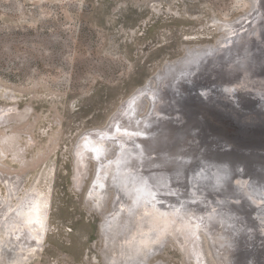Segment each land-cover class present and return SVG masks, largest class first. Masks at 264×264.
<instances>
[{"label": "bare ground", "instance_id": "obj_1", "mask_svg": "<svg viewBox=\"0 0 264 264\" xmlns=\"http://www.w3.org/2000/svg\"><path fill=\"white\" fill-rule=\"evenodd\" d=\"M252 3L253 10L241 18L233 22L219 21L225 35L217 44L189 48L182 57L166 60L162 71L158 70L136 87L103 127L89 129L79 137L74 164L76 177L86 166V155L97 163L86 200L92 199L96 208H100L101 201L112 191H109L110 186L114 191L111 209L102 213L100 223L106 264H151L150 260L165 244L166 233H170L173 240L178 239L179 234L184 235L183 241L179 240V250L192 264H209L210 257L217 264H261L258 261H264V221L261 218L260 223L252 227L239 206L246 204L249 214L257 209L264 215L258 202L247 201L249 192L259 191L258 179L251 178L246 186L236 183V177L253 168L236 155L238 161L245 164L242 169L236 168L232 160H218L208 155L220 137L237 139L234 148L241 147L247 153H264V128L261 127L264 112L256 109L246 110L249 114L240 113L236 100L227 103L224 99L216 100L217 93L224 92L228 79H232L241 90L249 88L264 101V70L258 72L264 64L248 58V53L263 48L264 1L252 0ZM188 55L190 61L179 65L176 72L168 76L170 83H175L167 89L164 86L161 91L152 82L153 78L161 81L167 66H176ZM203 88L210 89L203 91ZM206 93L211 94L206 96ZM195 97L199 99L196 101ZM26 113L17 105L0 106V114H3L0 128L11 121H21ZM222 119L228 122L230 136H221L212 128ZM246 119L253 128L244 126ZM194 131L197 147L182 159L177 156V147L194 138ZM20 135L1 134V158L7 152L13 157L20 156L25 150L19 146ZM109 155L111 158L113 155V161L105 163L110 158L101 157ZM256 169L259 177L261 172ZM21 183L22 179L16 175L0 179V186L6 192L5 196L0 194V264L30 263L39 251L38 241L48 234V203L29 191L21 198ZM261 198L264 200V196ZM17 199H20L19 204ZM172 205L171 213H166ZM136 219L140 220L139 225L135 224ZM151 219L158 224L149 230ZM229 221L234 223L232 231ZM159 229L163 231L157 233ZM137 230L141 236L137 235ZM242 233L243 238L239 236ZM139 236L141 239H137ZM252 242L254 245L247 254L242 247ZM254 252L260 255L256 262Z\"/></svg>", "mask_w": 264, "mask_h": 264}, {"label": "rangeland", "instance_id": "obj_2", "mask_svg": "<svg viewBox=\"0 0 264 264\" xmlns=\"http://www.w3.org/2000/svg\"><path fill=\"white\" fill-rule=\"evenodd\" d=\"M252 10V0H0V92L8 91L2 93L0 106L17 105L27 111L21 121L0 128V136L21 134L19 146L25 149L14 156L15 160L11 152L0 157V179L18 176L22 179L21 198L34 193L50 207L48 234L38 241L39 251L28 264H106L104 237L100 239L98 233L103 217L92 199L85 201L97 163L86 155L89 163L76 177L79 137L89 129L103 127L120 103L157 73L162 62L183 55L189 48L217 44L225 35L219 21L233 22ZM262 40V50L248 53V58L264 64V30ZM263 70L264 66L258 68V72ZM225 87L224 92L217 93V102L237 101L240 86L228 79ZM258 100L256 108L264 112V101L259 96ZM236 105L240 112H247L239 101ZM246 120L244 126L253 128ZM195 138L183 141L177 147V156L183 159L193 152ZM227 142L233 146L238 140L220 137L209 157L227 158L242 169L245 164L228 150L231 147ZM106 157L110 159L105 163L113 161V155L101 158ZM247 166L255 169H246L249 175L242 173L236 183L246 186L251 178L258 179L259 191L249 192L247 201H256L264 209V165ZM256 167L261 172L259 177ZM109 191L114 196L112 186ZM0 194H6L3 186ZM239 206L252 227L261 218L264 221L257 209L249 214L246 204ZM172 209L173 205L166 213ZM134 222L140 224L138 219ZM148 222L152 223L149 230L157 227V220ZM228 226L232 231L234 223L229 221ZM169 235L165 234V244L151 264H192L179 250L184 235H177L176 240ZM239 236L245 237L243 233ZM201 241L207 244L205 239ZM253 245L242 250L248 254ZM254 255L256 262L260 255ZM209 259V264H217Z\"/></svg>", "mask_w": 264, "mask_h": 264}, {"label": "water", "instance_id": "obj_3", "mask_svg": "<svg viewBox=\"0 0 264 264\" xmlns=\"http://www.w3.org/2000/svg\"><path fill=\"white\" fill-rule=\"evenodd\" d=\"M263 1L264 0H262V2ZM180 57H182V54L180 56H178V58H180ZM178 58H176V59H178ZM185 58H186L185 60L184 59H180L179 63H177L176 66H172V65L167 66L165 68V71H164V73L166 72L165 76H163L161 78V81H160V79H154L153 78L152 82L156 83L160 87L161 91L164 90V86H165L166 89L169 88V86H172V84H174L175 81H173V82L171 81V83H170V79L168 78V76L172 75L173 73H175L176 72V68H178L179 65H184V64H186V62L190 61L191 56L188 55V56H185ZM163 67H164V62H162L160 64V66H158V70L162 71ZM170 78H172V77H170ZM250 91L251 90L249 88L242 89L241 93H240V96H238L239 98L236 101L237 103H238V101L240 102L239 106L242 108L243 111L244 110L245 111L246 110L253 111V110H256L258 108V101H259L258 100V95L256 96V95H254L256 93H251ZM194 93L196 94V92H194ZM244 97H245V99H247L246 102L243 101ZM259 97H260V95H259ZM237 103H235V104H237ZM240 113H243V112H240ZM227 124H228V122L225 119H222V121L220 122L219 125H216L214 123L212 125V128L217 133H219L221 136H224L225 134L228 135V133L230 134V129H229ZM230 151H231V153L233 155H236L237 157H239V159H241L242 161H245L248 165L253 164V163L254 164L255 163H261V164L264 165V153L263 152H260V151H254L253 152L252 151V154H251L249 152L247 153L241 147L240 148L232 147ZM89 158H91V157H89ZM88 163H89V161H87L86 165H88ZM81 182H84V179H82ZM112 197H113V193L112 192H108V197L101 201L102 204H101L100 208H96L95 207L97 209V211H100L99 212L100 217H102V215H103L102 213L104 211H106L107 209H109L111 207V205H112ZM85 201H86V192H85ZM99 209H101V210H99ZM104 232H105V230H104ZM98 233H99V236L103 234L101 229H100V222L98 223ZM258 263L264 264V261L260 260V261H258Z\"/></svg>", "mask_w": 264, "mask_h": 264}, {"label": "trees", "instance_id": "obj_4", "mask_svg": "<svg viewBox=\"0 0 264 264\" xmlns=\"http://www.w3.org/2000/svg\"><path fill=\"white\" fill-rule=\"evenodd\" d=\"M233 118H231V120H232Z\"/></svg>", "mask_w": 264, "mask_h": 264}]
</instances>
